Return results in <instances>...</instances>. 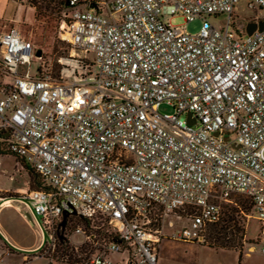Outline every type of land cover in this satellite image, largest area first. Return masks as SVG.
<instances>
[{
	"label": "built area",
	"instance_id": "obj_1",
	"mask_svg": "<svg viewBox=\"0 0 264 264\" xmlns=\"http://www.w3.org/2000/svg\"><path fill=\"white\" fill-rule=\"evenodd\" d=\"M241 1L57 0L71 54L56 71L20 31L0 33V133L45 187L21 195L40 233L23 263L158 264L164 237L204 243L237 197L264 254V28L245 30L264 22V0H244L259 18L239 20ZM177 16L199 20L198 33ZM180 212L187 223L173 229ZM73 234L75 253L92 251L54 259Z\"/></svg>",
	"mask_w": 264,
	"mask_h": 264
},
{
	"label": "rangeland",
	"instance_id": "obj_2",
	"mask_svg": "<svg viewBox=\"0 0 264 264\" xmlns=\"http://www.w3.org/2000/svg\"><path fill=\"white\" fill-rule=\"evenodd\" d=\"M57 0H0V33L10 28H16L24 36H26L32 44L39 50L44 52V59L50 63L54 71L59 68L57 60L66 58L71 54L70 47L65 41L59 39V23L61 9L56 5ZM237 18L243 20L253 15L251 9L246 8L245 1L242 0L237 11ZM243 24L244 21H240ZM172 25H184L185 30L189 34H197L201 22L194 20L185 24L182 17L177 16L171 19ZM75 53L74 56H76ZM41 58L33 57L30 67H24V72L30 76L37 73V68ZM10 79L6 78L5 82ZM158 113L161 115L174 114V108L167 104H160ZM27 175L19 166L15 159L11 156L0 155V191L11 192L16 188L25 186ZM40 180L36 176L34 182L30 185V190L38 189ZM22 195V194H21ZM8 195L2 194L1 197ZM24 203L19 205L22 208V214L25 213ZM252 206L244 197L236 198V205H228L224 208L222 220L214 227L218 231L212 234V226L208 227L205 232L204 243H184L172 240L168 236L164 237L158 251V258L164 264H236L235 252L240 253L242 258L239 264H264V254L260 252L263 244L262 234L257 219L252 216ZM12 210H4L1 213V224L7 227L11 226L22 240L32 243L35 241V247L29 252L34 253L40 244V233L37 228L33 227L27 216L24 219L29 227L23 225ZM179 217V218H177ZM174 222L173 229H179L187 223L186 213H176L170 215L167 219ZM84 223L75 220L74 225L82 226ZM34 233H33V230ZM172 228L165 226L164 233L169 235ZM35 234V235H34ZM259 238V242L256 239ZM82 241V237L73 234L71 242L61 243L57 248L53 258H61L62 256L71 255V260L82 261L86 254H89L93 247L90 245H82L78 252L72 249L74 244L78 245ZM71 243V244H70ZM204 245L216 251H210L201 247ZM255 250L252 252V246ZM227 250L226 252H221ZM27 252L16 251L15 254L5 255L4 264H26L22 261V255ZM36 253V252H35ZM248 254V255H247ZM27 264H44L43 260H31Z\"/></svg>",
	"mask_w": 264,
	"mask_h": 264
},
{
	"label": "crops",
	"instance_id": "obj_3",
	"mask_svg": "<svg viewBox=\"0 0 264 264\" xmlns=\"http://www.w3.org/2000/svg\"><path fill=\"white\" fill-rule=\"evenodd\" d=\"M238 10H239V6L237 7L236 11H238ZM235 15H238V13L236 12ZM252 17L259 18V15L257 12H254V15H252ZM248 18H251V16ZM258 22H261L260 18H259ZM0 143H2L1 140H0ZM4 146H6V144L1 145L2 148ZM4 152H5V154H3V155L11 156L12 158L15 159V162L19 166L22 167V169L25 171V173L27 175V181H26L25 186L16 188L14 191H11V192L0 191V216L4 210H12L15 214H18V215H16V219H18L23 225L29 227L28 223L24 219V216L26 215L28 220L30 221L29 223L33 226V218H32V215L30 213V209H28V206H26V203L21 199V194L30 190V185H31L30 184V177L28 175V172L23 168V166L20 164V162L14 156L9 154L8 151H6L5 147H4ZM0 155L2 156V154H0ZM2 194L8 195V196L7 197H1ZM23 203L25 205H22V206L25 207V213L26 214H22V208L19 207V205H21ZM0 221H1V219H0ZM32 230H33V228H32ZM33 233H34V230H33ZM33 247H35V241L32 243L31 242L28 243L27 241L22 240L19 236L16 235V232L14 231V229L11 228L9 223L7 224V227L4 228V226L0 222V252L3 253V259H4L5 255L15 254L16 251L29 252L31 249H33ZM201 247L208 249L210 251H216V250L208 248L204 245H201ZM226 251L227 250H224L221 252H226ZM234 253H235V259L237 260L236 264H239L240 263L238 261L239 253H237L235 251H234ZM111 258L113 260H115V259H118L119 256L118 255H112ZM3 259H2V264H4ZM158 264H164V263L160 262L159 258H158Z\"/></svg>",
	"mask_w": 264,
	"mask_h": 264
},
{
	"label": "trees",
	"instance_id": "obj_4",
	"mask_svg": "<svg viewBox=\"0 0 264 264\" xmlns=\"http://www.w3.org/2000/svg\"><path fill=\"white\" fill-rule=\"evenodd\" d=\"M7 137L3 134V133H0V140H1V142L2 143H0V154H5V152H4V147L6 148V151H8V153L9 154H11L12 156H14L19 162H20V164L23 166V168L28 172V175H29V177H30V184H32L33 182H34V180H35V178H36V176L38 177V179L40 180V186H39V188L38 189H45V187H44V185H43V182H42V180L40 179V177L38 176V174L32 169V168H30V167H28L25 163H24V161L22 160V159H20L18 156H16V155H14V154H12L10 151H9V149H8V143H7ZM2 144H6V146H4L3 148L1 147V145ZM217 225V224H216ZM213 228L211 229V232H213L212 234H214V233H216V231H218V229H216L217 227H214V226H212ZM62 243H65V242H62ZM72 250V249H71ZM70 254L69 255H66V256H64V258H67L68 260H69V262H73L74 260H71V258H70ZM63 257V256H62ZM61 257V258H62ZM241 258H242V255L239 253V256H238V261L240 262V260H241ZM58 259H60V258H58ZM57 262V261H56ZM58 262H59V260H58ZM56 264H60V263H56Z\"/></svg>",
	"mask_w": 264,
	"mask_h": 264
},
{
	"label": "water",
	"instance_id": "obj_5",
	"mask_svg": "<svg viewBox=\"0 0 264 264\" xmlns=\"http://www.w3.org/2000/svg\"><path fill=\"white\" fill-rule=\"evenodd\" d=\"M264 28V22H260L258 24L255 23H250L246 26V33L249 35L251 34L254 30L258 29V30H262ZM37 55H39V52L37 53ZM189 117V116H188ZM189 120V119H188ZM189 122V121H188ZM67 217V213L63 214V220L62 223L60 224V227L63 228L64 224H65V219Z\"/></svg>",
	"mask_w": 264,
	"mask_h": 264
}]
</instances>
